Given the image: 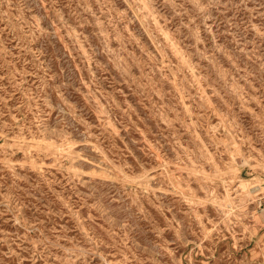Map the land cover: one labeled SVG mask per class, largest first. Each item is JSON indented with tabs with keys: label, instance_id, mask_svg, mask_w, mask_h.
<instances>
[{
	"label": "rangeland",
	"instance_id": "374dc122",
	"mask_svg": "<svg viewBox=\"0 0 264 264\" xmlns=\"http://www.w3.org/2000/svg\"><path fill=\"white\" fill-rule=\"evenodd\" d=\"M0 264H264V0H0Z\"/></svg>",
	"mask_w": 264,
	"mask_h": 264
}]
</instances>
